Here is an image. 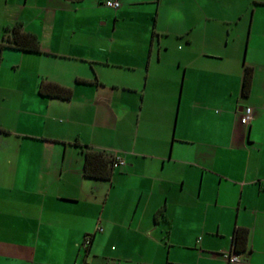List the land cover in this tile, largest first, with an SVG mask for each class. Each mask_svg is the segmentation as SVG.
I'll list each match as a JSON object with an SVG mask.
<instances>
[{
  "label": "crops",
  "instance_id": "crops-1",
  "mask_svg": "<svg viewBox=\"0 0 264 264\" xmlns=\"http://www.w3.org/2000/svg\"><path fill=\"white\" fill-rule=\"evenodd\" d=\"M119 1L0 0V264H264V0Z\"/></svg>",
  "mask_w": 264,
  "mask_h": 264
},
{
  "label": "trees",
  "instance_id": "trees-1",
  "mask_svg": "<svg viewBox=\"0 0 264 264\" xmlns=\"http://www.w3.org/2000/svg\"><path fill=\"white\" fill-rule=\"evenodd\" d=\"M2 42H0V51L3 47H13L22 51L40 52L39 41L35 34L20 30L17 25L11 28H5ZM250 83V67L244 66L241 83V92H247ZM37 92L41 95L59 97L68 99L72 91L69 87L50 82L41 81L37 86ZM114 155L105 151L84 150L83 175L97 179L109 178L112 171V161ZM247 229L236 226L233 230L232 240L233 249L237 253H243L246 250Z\"/></svg>",
  "mask_w": 264,
  "mask_h": 264
},
{
  "label": "built area",
  "instance_id": "built-area-1",
  "mask_svg": "<svg viewBox=\"0 0 264 264\" xmlns=\"http://www.w3.org/2000/svg\"><path fill=\"white\" fill-rule=\"evenodd\" d=\"M103 5L111 9H116L120 6V1L119 0H103ZM249 119H250V115L248 113H245L240 118V122L245 123ZM123 164H124V161L114 154L112 166L114 167L116 165H123ZM89 241H90L89 238L85 237L83 240V245L84 246L88 245ZM221 254L227 259L228 262H231L233 264H238L243 260L242 253L235 252L233 248L228 249V250H223L221 251ZM71 264H86V263L73 261Z\"/></svg>",
  "mask_w": 264,
  "mask_h": 264
},
{
  "label": "rangeland",
  "instance_id": "rangeland-1",
  "mask_svg": "<svg viewBox=\"0 0 264 264\" xmlns=\"http://www.w3.org/2000/svg\"><path fill=\"white\" fill-rule=\"evenodd\" d=\"M108 8V7H107ZM111 9V8H110Z\"/></svg>",
  "mask_w": 264,
  "mask_h": 264
}]
</instances>
